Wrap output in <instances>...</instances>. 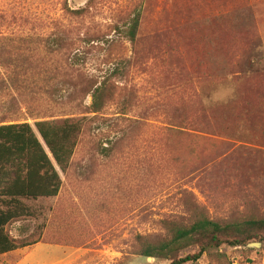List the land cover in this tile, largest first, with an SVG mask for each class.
Segmentation results:
<instances>
[{"label":"rangeland","instance_id":"374dc122","mask_svg":"<svg viewBox=\"0 0 264 264\" xmlns=\"http://www.w3.org/2000/svg\"><path fill=\"white\" fill-rule=\"evenodd\" d=\"M64 1L0 0V116L10 112L13 99L15 122L33 125L89 115L92 97L85 91L106 79L117 100L103 118L88 123L68 171L61 173L59 196L30 203L39 217L8 227L16 239L39 242L1 255L0 264H169L136 256L134 236L161 232V220L183 211L184 189L214 218L226 217L232 206L246 201L264 211V155L256 147L247 144L238 150L240 145L231 142L232 149L221 150L209 175H184L183 164L173 162L178 152L165 147L164 130L166 115L177 117L176 106L187 105L194 116L191 105L197 93L206 103L233 100L238 94L247 103L255 100L256 82L250 78L239 86L219 85L194 75L204 69L197 59L205 57L210 45L233 62L251 56L264 61V0H97L83 20L65 16ZM88 2L68 0L72 9ZM140 5L141 29L132 44L116 27ZM222 10H241L235 15L238 25L214 22L212 17ZM57 27L98 40L79 42L74 53L57 52L49 40ZM70 64L75 67L71 71ZM125 106L127 117L140 128L105 157L101 147L114 146L126 125L118 120ZM245 131L253 141L249 120ZM224 252L231 264H264L263 244ZM197 264L219 262L206 257Z\"/></svg>","mask_w":264,"mask_h":264},{"label":"trees","instance_id":"16d2710c","mask_svg":"<svg viewBox=\"0 0 264 264\" xmlns=\"http://www.w3.org/2000/svg\"><path fill=\"white\" fill-rule=\"evenodd\" d=\"M96 4L97 0H89L85 7L72 9L65 0L62 10L70 20H83L92 14ZM141 7L137 6L125 17L122 27H116L118 34L132 44L137 42L141 29ZM240 11H218L212 19L214 22L238 25L235 15ZM57 29L60 30L50 34L49 38L57 52L69 50L74 53L79 42L98 40L96 35L91 36L87 32L84 35L74 33L73 36L72 32ZM77 58L74 57L75 60ZM197 60L204 69L194 77L201 81H215L219 85L236 83L239 86L250 78L256 82L257 88L252 103H247L239 94L233 100L206 103L201 93H197L196 103L190 104L195 110L194 116L187 105L173 109L177 108V117L166 115L164 130L168 135L165 147L179 154L172 159L173 162L183 164L184 175L206 177L217 167L221 150H230L231 142L240 145L238 150L252 144L260 156L264 155V68H261L264 61L261 57L251 56L247 60L233 62L229 54L219 53L212 45L207 48L205 57L199 56ZM74 68V64L68 67L70 71ZM107 80L96 82L85 91L86 96L92 97L87 111L92 115L90 118L85 115L39 120L33 125L15 122L12 110L16 99L10 103V112L0 116V256L39 242L16 239L11 236L8 227L18 221L39 217L30 203L59 196L63 187L61 173L68 171L88 123L103 118L101 114L117 100ZM69 82L63 79L65 86H69ZM118 114L123 118L118 120L126 122V125L121 128L114 146L112 143L111 147H101L105 157H109L113 148L125 142L128 135L141 125L127 117L126 106ZM199 115L204 118L203 121ZM247 120L250 121L253 141H249L246 135ZM205 141L207 144L202 145ZM186 155L198 158L185 160L181 157ZM181 195L183 211L161 220V232L134 236L136 256L165 260L169 264H197L206 257H215L219 264H231L225 249L246 248L251 243L264 246V211L256 202L236 204L226 217L214 218L209 208L192 192L184 189Z\"/></svg>","mask_w":264,"mask_h":264},{"label":"water","instance_id":"95a60500","mask_svg":"<svg viewBox=\"0 0 264 264\" xmlns=\"http://www.w3.org/2000/svg\"><path fill=\"white\" fill-rule=\"evenodd\" d=\"M248 247L260 249L262 247V244L261 243H252V244H249Z\"/></svg>","mask_w":264,"mask_h":264}]
</instances>
